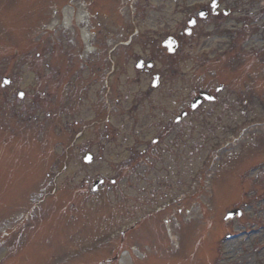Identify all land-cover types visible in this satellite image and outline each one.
<instances>
[{"label": "rangeland", "instance_id": "374dc122", "mask_svg": "<svg viewBox=\"0 0 264 264\" xmlns=\"http://www.w3.org/2000/svg\"><path fill=\"white\" fill-rule=\"evenodd\" d=\"M210 2L0 0V83L4 77L1 73L12 80L6 88L9 97L0 95V111L6 110L7 116L11 115L19 124L23 121L44 124L40 100H44L45 86L58 96L49 104L48 112L60 116L62 102L70 109V118L79 112L77 126L54 127L45 131L44 136L35 127L23 129L19 124V133L13 140L0 130V264H126L127 261L132 264H264V232L245 235L246 231L254 233L264 227V73L261 71L264 68V0H220L219 10L230 12L222 19L226 22L209 16L199 21L192 36L183 34L182 42L186 40L185 47L191 46L192 54L186 49L170 56L162 44H156L153 49L146 43L155 37L163 40L174 32L179 34L187 25L194 3L205 6ZM71 9L74 15L69 13ZM94 15L97 22L113 33L124 31L126 25L128 36L135 30L140 31L131 47L115 48L113 66L117 64L119 68L112 67L115 72L106 96L112 108L108 111L97 96L98 81L85 107L72 106L61 90L66 85L62 86L55 73L44 71L46 57L52 59L55 67L61 62L67 63L69 56H61L59 41L67 44L76 41L75 47L73 43L69 46V52L76 56L80 45L78 30L83 33L87 27V23H79V18L87 17L90 21ZM67 18L71 20L68 25ZM51 44L53 50L49 48ZM228 45L229 51L233 48V54L226 63L223 51ZM141 57L145 60L154 57L157 68L164 74L180 65L189 75L186 78L192 76V80L181 77L184 82L179 79L180 101L195 89L212 86L214 92L223 85L224 91L218 97L232 92L236 98V93L237 103L243 110L241 120L249 119L241 126L249 127L248 122L253 119L255 123L251 129L246 128L243 136H238L240 139L239 127L235 128L231 142H227L231 139L232 123L225 125L223 120L221 124V106L218 109L217 104H204L185 119L193 122V126H183L176 133L172 145L175 154L170 162H165L171 168L170 178L177 174L172 194H183V197L175 206H168L167 212L150 215L140 227L129 230L124 239L121 231L125 226H132L131 218H142L145 210L154 209L170 196L168 193L154 204L144 206L139 189L136 192L123 182L126 179L122 171V161L127 157L125 141L134 146L138 138L133 131L135 122L157 124L161 120V114L157 112L154 117L148 105L136 119L128 118V113H122L123 108L116 106L124 98L125 89H131L129 94H132L137 89L134 84L140 88L141 78L146 76L151 80L154 70L135 68ZM196 57L206 59V66L198 64ZM94 78L93 75L91 80ZM83 82L84 77L76 82V96L85 95ZM123 83L129 86L124 87ZM19 90L25 94L22 101L15 99ZM180 101L177 99L176 116L180 114ZM172 110L171 107L166 111ZM109 117L112 123L106 126ZM65 121L64 118L61 124ZM158 130L161 129H152L148 140ZM90 150L99 156L94 164L86 165L84 153ZM102 156L105 159L98 160ZM204 165L210 171L206 172V182L197 187L191 176L198 168L204 169ZM252 168L261 169L251 173ZM100 176L117 179L118 184L112 186L107 181L98 194H90L88 183L92 184ZM187 193L191 194L190 198ZM242 207H245L242 218L224 220L227 211ZM165 218L170 220L175 245L167 240ZM198 230L206 234V244L200 241L201 237L195 238ZM236 233L242 237L224 243L227 245L224 248L220 240ZM133 245L142 255L131 249ZM124 250L130 256L121 254ZM189 250L199 254L192 256Z\"/></svg>", "mask_w": 264, "mask_h": 264}, {"label": "flooded vegetation", "instance_id": "af4514ba", "mask_svg": "<svg viewBox=\"0 0 264 264\" xmlns=\"http://www.w3.org/2000/svg\"><path fill=\"white\" fill-rule=\"evenodd\" d=\"M218 16V14L216 15ZM75 64L72 63V67L74 66ZM46 70H49L50 69V64L46 63ZM72 67L71 68H68V70H66L65 72H62L61 70V67H59V77L61 78V84L64 86L66 85H72V86H76L74 83L75 82H79L81 80V77H83V74L84 72L86 71L84 68L82 69V71L80 72L78 69L75 70L74 74L72 72ZM87 88L85 89L86 91H91L92 90V83L89 82L87 84ZM62 91H64L65 93H71L72 92V89H61ZM149 98H151V93L148 94ZM51 95L49 93H44V100L48 101L50 99ZM69 97H72L69 95ZM75 98H77V96L73 97L70 99L71 102H74ZM89 96L87 95L86 97H84V99L82 98H79L80 102L81 101H86L88 100ZM220 101H221V109H222V115H221V123L223 124V118L225 119H228V121H234V120H237L239 118V115H240V112H239V106L236 104L235 101H233L230 96H224V97H221L220 98ZM143 101L140 100V104H142ZM215 112V110H214ZM227 122V120H226ZM236 122V121H235ZM48 124V122H47ZM167 124H169L168 126H166V128H171L172 126V123L171 122H168ZM165 128V127H164ZM166 139V138H165ZM139 146L144 147L145 146V150H143L141 152V148L138 149L139 153H138V157L142 160L144 159H153L155 158V156L158 154L159 155V152H160V149L162 148L161 146V138L160 137H155L154 138V141L152 144H145L143 141L142 142H139ZM133 160H128L127 162V166H131L133 163H132ZM145 162L143 161L142 163H139L137 165V168L138 169H144L145 168Z\"/></svg>", "mask_w": 264, "mask_h": 264}, {"label": "snow or ice", "instance_id": "6c2138e0", "mask_svg": "<svg viewBox=\"0 0 264 264\" xmlns=\"http://www.w3.org/2000/svg\"><path fill=\"white\" fill-rule=\"evenodd\" d=\"M215 5H216V0H212V6L214 7ZM168 46L169 48H171V42H168ZM4 83H9V81H4ZM20 95L23 96V93H21Z\"/></svg>", "mask_w": 264, "mask_h": 264}, {"label": "water", "instance_id": "95a60500", "mask_svg": "<svg viewBox=\"0 0 264 264\" xmlns=\"http://www.w3.org/2000/svg\"><path fill=\"white\" fill-rule=\"evenodd\" d=\"M206 100H208V101H213V99L208 95V94H206ZM233 214H230V216H232Z\"/></svg>", "mask_w": 264, "mask_h": 264}, {"label": "bare ground", "instance_id": "6f19581e", "mask_svg": "<svg viewBox=\"0 0 264 264\" xmlns=\"http://www.w3.org/2000/svg\"><path fill=\"white\" fill-rule=\"evenodd\" d=\"M69 20V19H68ZM229 244V243H228ZM230 246H231V244H230Z\"/></svg>", "mask_w": 264, "mask_h": 264}]
</instances>
